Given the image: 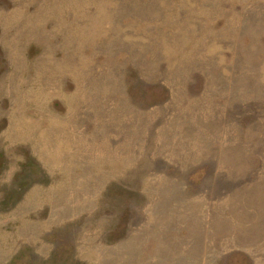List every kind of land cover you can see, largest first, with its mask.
Segmentation results:
<instances>
[{"label": "rangeland", "instance_id": "374dc122", "mask_svg": "<svg viewBox=\"0 0 264 264\" xmlns=\"http://www.w3.org/2000/svg\"><path fill=\"white\" fill-rule=\"evenodd\" d=\"M0 264H264V0H0Z\"/></svg>", "mask_w": 264, "mask_h": 264}]
</instances>
